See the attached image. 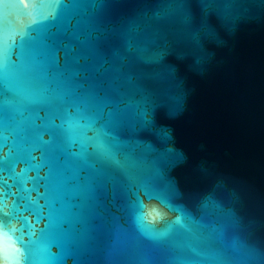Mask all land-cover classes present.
Instances as JSON below:
<instances>
[{
  "label": "water",
  "instance_id": "obj_1",
  "mask_svg": "<svg viewBox=\"0 0 264 264\" xmlns=\"http://www.w3.org/2000/svg\"><path fill=\"white\" fill-rule=\"evenodd\" d=\"M0 211V264H264V0H0Z\"/></svg>",
  "mask_w": 264,
  "mask_h": 264
},
{
  "label": "snow or ice",
  "instance_id": "obj_2",
  "mask_svg": "<svg viewBox=\"0 0 264 264\" xmlns=\"http://www.w3.org/2000/svg\"><path fill=\"white\" fill-rule=\"evenodd\" d=\"M63 48L65 51V56L70 57L71 59L75 60V56L73 55V53H75V51H76L74 41L69 42L68 46L63 47ZM2 219H3V213H2V211H0V220H2ZM17 239L19 240V237H17Z\"/></svg>",
  "mask_w": 264,
  "mask_h": 264
}]
</instances>
